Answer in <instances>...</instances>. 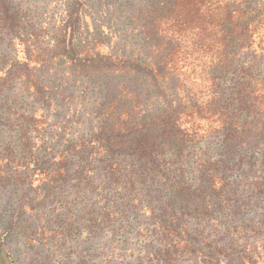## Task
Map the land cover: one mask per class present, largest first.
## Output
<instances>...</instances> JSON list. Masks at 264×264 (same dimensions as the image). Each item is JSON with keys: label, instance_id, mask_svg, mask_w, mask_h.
I'll return each mask as SVG.
<instances>
[{"label": "trees", "instance_id": "obj_1", "mask_svg": "<svg viewBox=\"0 0 264 264\" xmlns=\"http://www.w3.org/2000/svg\"><path fill=\"white\" fill-rule=\"evenodd\" d=\"M6 89L0 264H264V0H0Z\"/></svg>", "mask_w": 264, "mask_h": 264}, {"label": "rangeland", "instance_id": "obj_2", "mask_svg": "<svg viewBox=\"0 0 264 264\" xmlns=\"http://www.w3.org/2000/svg\"><path fill=\"white\" fill-rule=\"evenodd\" d=\"M11 96L13 98L12 91L7 89L0 94V152H7V150L12 149L11 146L14 144V154L17 152V158L21 157L20 163H25L27 158L24 156L26 153L24 154L23 148L25 141L30 136L29 128L22 119L17 123L14 122L13 125L9 121L11 110L9 108L10 99L8 98ZM21 113L23 112L20 111ZM32 135H37V131ZM22 154L23 156H21ZM16 161L18 162V159ZM8 165L11 168L7 167ZM38 169V166H33V163L17 167L15 164L10 165L6 161H0V224L2 226L7 225L16 229L17 232L20 231L19 224L13 221L17 210L22 207L23 203H31V206L39 204L42 184ZM26 184H31V186ZM28 210L32 212L30 207ZM16 240L20 243L16 245L14 241L13 246L19 248L22 245V238L18 236Z\"/></svg>", "mask_w": 264, "mask_h": 264}]
</instances>
